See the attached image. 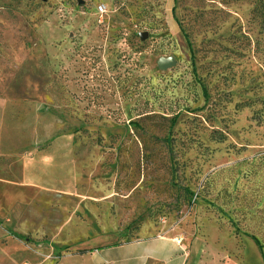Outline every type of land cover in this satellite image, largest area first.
I'll return each mask as SVG.
<instances>
[{"label": "rangeland", "instance_id": "obj_1", "mask_svg": "<svg viewBox=\"0 0 264 264\" xmlns=\"http://www.w3.org/2000/svg\"><path fill=\"white\" fill-rule=\"evenodd\" d=\"M164 235L264 264V2L0 0V264Z\"/></svg>", "mask_w": 264, "mask_h": 264}, {"label": "crops", "instance_id": "obj_2", "mask_svg": "<svg viewBox=\"0 0 264 264\" xmlns=\"http://www.w3.org/2000/svg\"><path fill=\"white\" fill-rule=\"evenodd\" d=\"M178 243L164 235L112 246L96 254L99 264H188V255Z\"/></svg>", "mask_w": 264, "mask_h": 264}, {"label": "water", "instance_id": "obj_3", "mask_svg": "<svg viewBox=\"0 0 264 264\" xmlns=\"http://www.w3.org/2000/svg\"><path fill=\"white\" fill-rule=\"evenodd\" d=\"M140 37H141V39H145L146 34H141ZM156 66H157L158 70L166 71V70L171 69L172 67L175 66V60L172 57L159 58L156 62Z\"/></svg>", "mask_w": 264, "mask_h": 264}, {"label": "trees", "instance_id": "obj_4", "mask_svg": "<svg viewBox=\"0 0 264 264\" xmlns=\"http://www.w3.org/2000/svg\"><path fill=\"white\" fill-rule=\"evenodd\" d=\"M256 1H260V2H264V0H256ZM186 40H187V36L184 35ZM188 45H189V42L187 41ZM190 55H191V59H193V55H192V52H191V47H190ZM253 239V242L256 244V246L259 248V250H261V247L258 243V241L255 239V238H252ZM83 253V252H82Z\"/></svg>", "mask_w": 264, "mask_h": 264}, {"label": "built area", "instance_id": "obj_5", "mask_svg": "<svg viewBox=\"0 0 264 264\" xmlns=\"http://www.w3.org/2000/svg\"><path fill=\"white\" fill-rule=\"evenodd\" d=\"M103 11H104V10H103L102 7H99V8H98V12H99V13H103Z\"/></svg>", "mask_w": 264, "mask_h": 264}]
</instances>
